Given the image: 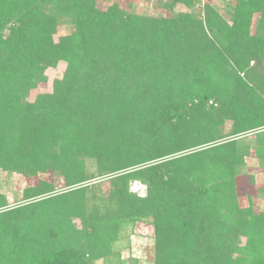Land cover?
I'll use <instances>...</instances> for the list:
<instances>
[{"label": "trees", "instance_id": "obj_1", "mask_svg": "<svg viewBox=\"0 0 264 264\" xmlns=\"http://www.w3.org/2000/svg\"><path fill=\"white\" fill-rule=\"evenodd\" d=\"M228 6L152 16L0 0V170L68 186L39 180L16 204L0 192V264H122L121 225L144 221L154 264H264V210L236 192L250 148L264 172V0ZM60 24L71 31L53 40ZM59 60L53 90L21 103Z\"/></svg>", "mask_w": 264, "mask_h": 264}, {"label": "rangeland", "instance_id": "obj_2", "mask_svg": "<svg viewBox=\"0 0 264 264\" xmlns=\"http://www.w3.org/2000/svg\"><path fill=\"white\" fill-rule=\"evenodd\" d=\"M233 0H195L193 8L182 2H172L171 0H95V7L104 10L108 6L114 5L118 8L133 14L138 15H156V16H171L178 14L182 16L184 13H190L193 10L203 16L204 5L211 4L222 15L227 16L226 11ZM67 18H64V22ZM255 20V19H254ZM71 27L60 24L57 27V32L53 34V40L58 36L68 34ZM67 63L59 60L55 67L46 69V79L39 81L37 84L28 90L21 91V103H30L34 100L37 94L49 93L53 90L54 80H59L64 74V68ZM230 127V122L225 123V128ZM262 130V129H261ZM241 146L245 147L248 140L252 138L241 137ZM249 155L244 159V164L241 167L239 175L236 177V192L239 197L240 206H247L249 200L254 203V210H264V172L259 164L257 157L254 156L253 149L248 150ZM85 169L88 172L94 173L95 163L91 158L86 159ZM61 174V173H60ZM57 172L48 170L45 173H39L36 176L20 175L17 172H3L0 170V192L7 196L9 203L15 204L21 199L23 190L26 187L37 184L39 180H46L48 184H52L56 193L60 189L68 186L64 185L63 177ZM105 177H97L94 181L106 179ZM130 191L143 196L146 187L138 181H131ZM261 192V194H260ZM260 194V195H259ZM114 249L119 253L122 264H154V235L153 228L149 221H144L136 224L124 223L120 227L118 239L114 243ZM117 257L113 256L105 260H97L94 264H117ZM234 261L238 264H246L243 262V257L239 254L233 256Z\"/></svg>", "mask_w": 264, "mask_h": 264}]
</instances>
